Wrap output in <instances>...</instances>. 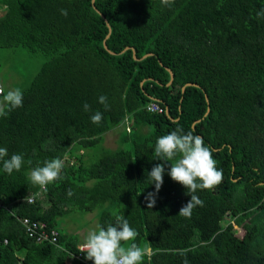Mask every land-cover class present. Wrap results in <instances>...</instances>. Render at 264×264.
Masks as SVG:
<instances>
[{
  "label": "trees",
  "instance_id": "16d2710c",
  "mask_svg": "<svg viewBox=\"0 0 264 264\" xmlns=\"http://www.w3.org/2000/svg\"><path fill=\"white\" fill-rule=\"evenodd\" d=\"M0 7V48L44 57L21 89L23 106L0 117L5 159L23 156L11 174L0 161V264H93L75 257L82 240L57 223L96 207L97 225L114 223L117 212L138 232L122 245L146 249L141 264H264V0H0ZM148 102L162 110H147ZM96 111L99 124L90 120ZM115 127L117 144L104 146L102 135ZM177 127L201 136L223 172L215 188L197 190L204 205L191 218L178 214L190 195L168 175L171 162L154 158L156 140ZM53 158L64 161L62 178L33 185L30 171ZM158 163L165 173L151 209L148 173ZM23 218L56 229V242L27 237Z\"/></svg>",
  "mask_w": 264,
  "mask_h": 264
},
{
  "label": "clouds",
  "instance_id": "9594fccd",
  "mask_svg": "<svg viewBox=\"0 0 264 264\" xmlns=\"http://www.w3.org/2000/svg\"><path fill=\"white\" fill-rule=\"evenodd\" d=\"M169 6L174 0H161ZM62 15H67L66 9H61ZM0 117H6L11 111L23 106L24 95L20 88L10 89L5 93L0 87ZM99 103L107 109V97L99 96ZM90 105L84 103L85 112L90 111ZM102 113L96 111L90 116L94 124L102 121ZM8 151L0 147V161L3 162V170L11 174L14 170L19 171L23 164L21 154H12L9 158ZM154 158L164 162H171L168 175L175 182L180 183L187 189L190 200L183 205L178 214L185 218H191L193 209L197 206L203 207L204 202L195 193L198 189H213L222 182L223 172L216 167V160L212 151L205 146L201 136L193 134L192 131L184 132L182 127H177L170 133L159 137L154 147ZM64 168V161L61 158L45 160L43 166H37L30 171L28 179L33 185L46 187L58 179ZM165 173L164 163L155 164L148 173L151 183L155 185V192H149L145 196L147 208H153L156 203V194L163 184ZM71 195V193H69ZM115 220L106 228L97 225L95 229L87 231L82 237L79 251L85 254V258L93 264H141L143 257L147 254L136 243L127 247L122 242L134 241L138 232L133 229L128 220L121 214L113 213ZM184 264H187L185 261Z\"/></svg>",
  "mask_w": 264,
  "mask_h": 264
},
{
  "label": "rangeland",
  "instance_id": "374dc122",
  "mask_svg": "<svg viewBox=\"0 0 264 264\" xmlns=\"http://www.w3.org/2000/svg\"><path fill=\"white\" fill-rule=\"evenodd\" d=\"M43 55L29 52L28 50L16 46L0 48V79L5 93L10 89H23L38 70ZM2 99V97H0ZM118 127L105 132L102 135L103 145L109 148L117 144ZM126 146V143H124ZM71 160V158H68ZM101 208L96 207L90 212L73 209L65 217L59 219L57 229L62 233L74 234L78 239L83 237L87 231L93 230L97 226V213ZM233 229L238 236L242 230L233 225Z\"/></svg>",
  "mask_w": 264,
  "mask_h": 264
},
{
  "label": "built area",
  "instance_id": "2783aa9c",
  "mask_svg": "<svg viewBox=\"0 0 264 264\" xmlns=\"http://www.w3.org/2000/svg\"><path fill=\"white\" fill-rule=\"evenodd\" d=\"M2 13V8L0 7V14ZM0 87L2 86V83L0 81ZM145 108L149 111H158L160 112L162 109L160 106H158L155 102H148L145 105ZM40 190L37 191L36 194H39ZM33 196L29 195L26 197L27 202H32ZM22 224L24 226V232L27 235V237L33 239L36 243L40 242H48V243H55L57 238V231L54 228H48L46 224L42 221L37 220H28L27 218L22 219ZM5 241V240H4ZM82 242H79L78 247V253L75 257L80 258L81 260L85 261L86 258L82 255V253L79 251L80 245Z\"/></svg>",
  "mask_w": 264,
  "mask_h": 264
},
{
  "label": "water",
  "instance_id": "95a60500",
  "mask_svg": "<svg viewBox=\"0 0 264 264\" xmlns=\"http://www.w3.org/2000/svg\"><path fill=\"white\" fill-rule=\"evenodd\" d=\"M106 25L108 26V24L106 23ZM103 43V47L104 48H106L105 47V44H104V41L102 42ZM126 48V47H125ZM110 53H112L111 51H109ZM147 54H150V53H147ZM146 55V54H145ZM145 55H143V56H145ZM133 57L135 58V56H134V54H133ZM168 70V73H169V80H168V82H167V84H169L170 82H171V80H172V73H171V71L169 70V69H167ZM183 89V88H182ZM181 89V90H182Z\"/></svg>",
  "mask_w": 264,
  "mask_h": 264
},
{
  "label": "crops",
  "instance_id": "0c3cea01",
  "mask_svg": "<svg viewBox=\"0 0 264 264\" xmlns=\"http://www.w3.org/2000/svg\"><path fill=\"white\" fill-rule=\"evenodd\" d=\"M79 240H82V237Z\"/></svg>",
  "mask_w": 264,
  "mask_h": 264
}]
</instances>
